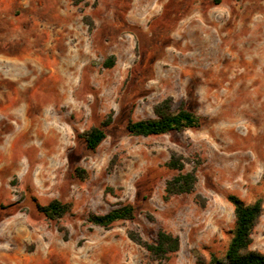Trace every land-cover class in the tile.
Segmentation results:
<instances>
[{"label": "rangeland", "instance_id": "374dc122", "mask_svg": "<svg viewBox=\"0 0 264 264\" xmlns=\"http://www.w3.org/2000/svg\"><path fill=\"white\" fill-rule=\"evenodd\" d=\"M165 99L201 126L128 134ZM173 154L197 182L165 202ZM263 175L264 0H0V264H159L127 236L158 230L180 241L161 264H209L230 241L229 195L262 201L250 248L264 254ZM52 200L71 207L58 221L36 208ZM126 204L133 220L87 222Z\"/></svg>", "mask_w": 264, "mask_h": 264}, {"label": "trees", "instance_id": "16d2710c", "mask_svg": "<svg viewBox=\"0 0 264 264\" xmlns=\"http://www.w3.org/2000/svg\"><path fill=\"white\" fill-rule=\"evenodd\" d=\"M111 64H107L108 67ZM154 117L129 121L126 124V131L135 137H151L166 135L171 132H181L196 129L201 126V118L185 108L173 110L169 99L156 104L153 108ZM108 122L98 127H92L83 134L86 147L95 150L105 138L104 127ZM185 160L181 156L171 155L166 167L177 173L165 181L163 201H168L174 196L190 194L197 182L196 168L184 171ZM264 183V175L262 177ZM228 203L233 208L234 225L230 231V241L224 255L221 258L210 257L209 264H264V254L251 250L252 231L260 218L263 207L262 201L257 200L252 204H246L234 195L227 197ZM39 213L46 219L58 221L65 214L70 212V205L52 200L47 205L36 206ZM135 217V208L132 205H120L112 208L101 215H89L87 222L93 226L104 229L119 221H130ZM128 238L143 248L152 261L161 264L179 250L180 241L177 236L164 230L156 232L155 239L147 242L134 231L127 233Z\"/></svg>", "mask_w": 264, "mask_h": 264}, {"label": "bare ground", "instance_id": "6f19581e", "mask_svg": "<svg viewBox=\"0 0 264 264\" xmlns=\"http://www.w3.org/2000/svg\"><path fill=\"white\" fill-rule=\"evenodd\" d=\"M228 41L229 42L226 43L227 46L229 45L228 43L231 44V42H230L231 40L228 39ZM237 41L239 42V38H237ZM222 51H223V53H225L226 51H229V49L225 47Z\"/></svg>", "mask_w": 264, "mask_h": 264}]
</instances>
